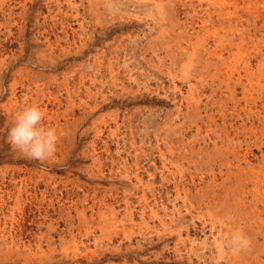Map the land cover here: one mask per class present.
Listing matches in <instances>:
<instances>
[{
    "label": "rangeland",
    "instance_id": "obj_1",
    "mask_svg": "<svg viewBox=\"0 0 264 264\" xmlns=\"http://www.w3.org/2000/svg\"><path fill=\"white\" fill-rule=\"evenodd\" d=\"M0 264H264V0H0Z\"/></svg>",
    "mask_w": 264,
    "mask_h": 264
},
{
    "label": "clouds",
    "instance_id": "obj_2",
    "mask_svg": "<svg viewBox=\"0 0 264 264\" xmlns=\"http://www.w3.org/2000/svg\"><path fill=\"white\" fill-rule=\"evenodd\" d=\"M45 110L38 104L19 110L8 130V143L22 155L45 161L55 156L61 136L55 127L47 126Z\"/></svg>",
    "mask_w": 264,
    "mask_h": 264
},
{
    "label": "bare ground",
    "instance_id": "obj_3",
    "mask_svg": "<svg viewBox=\"0 0 264 264\" xmlns=\"http://www.w3.org/2000/svg\"><path fill=\"white\" fill-rule=\"evenodd\" d=\"M261 10H262V9H261ZM254 11H255V10H253V12H254ZM251 12H252V11H251ZM259 13H260V12H259ZM256 14H257V13H256ZM260 14H261V13H260ZM262 14H263V13H262ZM262 14H261V15H262ZM259 16H260V15H259Z\"/></svg>",
    "mask_w": 264,
    "mask_h": 264
}]
</instances>
